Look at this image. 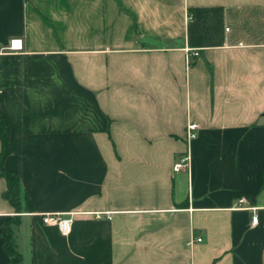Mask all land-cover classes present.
<instances>
[{"label": "crops", "instance_id": "0c3cea01", "mask_svg": "<svg viewBox=\"0 0 264 264\" xmlns=\"http://www.w3.org/2000/svg\"><path fill=\"white\" fill-rule=\"evenodd\" d=\"M14 37L5 167L34 209L0 176V264L13 220L20 264H264V0H0Z\"/></svg>", "mask_w": 264, "mask_h": 264}, {"label": "trees", "instance_id": "16d2710c", "mask_svg": "<svg viewBox=\"0 0 264 264\" xmlns=\"http://www.w3.org/2000/svg\"><path fill=\"white\" fill-rule=\"evenodd\" d=\"M0 176L5 177L7 181V189L4 196L10 200L19 212L24 207L27 209H34V205L29 196L23 191L21 187L19 175L5 167V160L11 152L10 146V124L5 116L0 113ZM14 220L6 222L2 231V245L8 253L9 259L5 264H20L22 255L17 249Z\"/></svg>", "mask_w": 264, "mask_h": 264}, {"label": "built area", "instance_id": "2783aa9c", "mask_svg": "<svg viewBox=\"0 0 264 264\" xmlns=\"http://www.w3.org/2000/svg\"><path fill=\"white\" fill-rule=\"evenodd\" d=\"M24 48V43L23 39L20 37H14L10 39L8 45H2L0 43V54H5V53H14L17 51H21ZM191 49H187V57L189 58L190 56H197L198 51H193L190 53ZM186 140L187 142H190L191 140L195 139L198 136L199 133V124L195 121H191L187 124L186 126ZM192 157L190 155L189 149H186L183 154L179 156V158L175 161L173 165V170L174 171H181L185 169V167H188L191 163ZM246 199L242 198L240 200L241 203H244ZM99 215V214H98ZM44 222L48 224H54L58 225L60 228L61 232L64 235H67L71 232L72 229V221L73 218L72 216H64L59 212H51V213H46L43 217ZM252 224H257L258 222V216L254 215L251 220ZM203 237H197L196 241L201 242Z\"/></svg>", "mask_w": 264, "mask_h": 264}]
</instances>
